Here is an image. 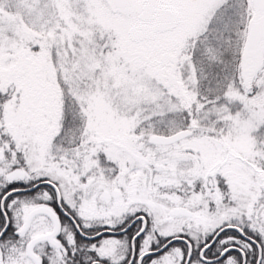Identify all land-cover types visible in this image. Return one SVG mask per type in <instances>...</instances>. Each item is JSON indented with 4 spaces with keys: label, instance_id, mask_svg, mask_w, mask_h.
I'll return each mask as SVG.
<instances>
[{
    "label": "snow or ice",
    "instance_id": "obj_1",
    "mask_svg": "<svg viewBox=\"0 0 264 264\" xmlns=\"http://www.w3.org/2000/svg\"><path fill=\"white\" fill-rule=\"evenodd\" d=\"M0 264H264V0H0Z\"/></svg>",
    "mask_w": 264,
    "mask_h": 264
}]
</instances>
